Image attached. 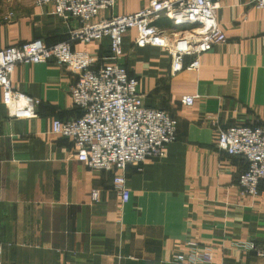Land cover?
Wrapping results in <instances>:
<instances>
[{"label":"crops","instance_id":"obj_1","mask_svg":"<svg viewBox=\"0 0 264 264\" xmlns=\"http://www.w3.org/2000/svg\"><path fill=\"white\" fill-rule=\"evenodd\" d=\"M150 1L119 0L100 17ZM2 2L13 17L0 22V48L37 37L52 44L79 26L51 4ZM216 18L227 40L201 55L199 71L172 75L168 51L136 46L134 30L123 38L119 62L139 79L144 103L178 120L163 157L125 169L127 202L114 189L119 171L88 168L73 141L53 132L54 119L80 114L70 94L77 75L53 61L16 66L15 87L41 102L35 117H11L0 88V264H178L171 260L189 239L215 247V264H264L232 247L234 240L264 242V181L257 195H243L238 180L247 160L227 154L217 139L219 127L264 123V10L251 0H221ZM155 24L180 30L164 15ZM73 46L97 66L110 55L108 38ZM187 94L198 96L192 106L182 103Z\"/></svg>","mask_w":264,"mask_h":264},{"label":"built area","instance_id":"obj_2","mask_svg":"<svg viewBox=\"0 0 264 264\" xmlns=\"http://www.w3.org/2000/svg\"><path fill=\"white\" fill-rule=\"evenodd\" d=\"M34 1L38 5H53L55 14L65 20L74 18L79 26L69 30L67 39L52 44L37 37L0 48L3 103L11 117H35L41 101L15 87L12 76L16 66L50 61L69 66L77 75L70 94L80 114L69 120L54 119L53 132L73 141L77 159L88 168L119 171L114 177V189L122 202H127L130 190L125 169L128 165L163 157L167 146L177 139L178 120L169 110L144 103L139 79L119 62L123 56V38L128 31L134 30L136 46L151 45L168 51L172 58V75L183 69L199 71L201 55L227 40L216 18L221 0H152L133 13L106 17H100L102 11H112L119 0ZM251 2L264 10V0ZM163 15L180 30L170 33L156 25L155 21ZM12 17L13 12L9 11L3 20ZM3 20L0 18V22ZM105 38L110 41V55L99 66L95 56L73 46L79 42H101ZM197 97L184 95L182 103L192 106ZM212 120L217 124L214 117ZM217 132L218 145L223 151L247 160L248 166L238 180L241 193L257 195L264 181V123L219 127ZM99 196L100 191L94 189L92 200H99ZM232 247L264 257L263 241L234 240ZM2 253L3 243L0 242V255ZM214 257L215 247L189 239L171 262L215 264Z\"/></svg>","mask_w":264,"mask_h":264},{"label":"rangeland","instance_id":"obj_3","mask_svg":"<svg viewBox=\"0 0 264 264\" xmlns=\"http://www.w3.org/2000/svg\"><path fill=\"white\" fill-rule=\"evenodd\" d=\"M11 1V0H10ZM10 3V2H9ZM11 5L10 6H6L5 3L2 2V4H0V18L3 20L4 16L6 14H3V10H10L11 9Z\"/></svg>","mask_w":264,"mask_h":264}]
</instances>
